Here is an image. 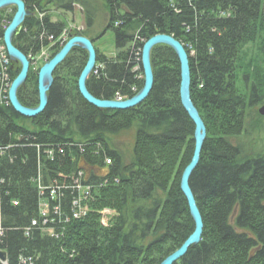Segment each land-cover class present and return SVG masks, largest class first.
<instances>
[{
    "label": "trees",
    "instance_id": "trees-1",
    "mask_svg": "<svg viewBox=\"0 0 264 264\" xmlns=\"http://www.w3.org/2000/svg\"><path fill=\"white\" fill-rule=\"evenodd\" d=\"M23 1L29 15L13 44L31 67L18 98L35 108L40 68L62 49L63 35H88L49 13L50 6L73 13L76 0ZM103 1V33H113L116 52L107 57L95 46L99 37L89 38L97 53L87 81L94 97L136 96L144 87L142 49L156 35L173 36L189 55L191 96L207 128L190 179L204 230L175 264H264V152L248 155L238 140L252 114L262 119L253 108L264 99V80H256L261 69L245 48L264 36V0ZM15 13L0 11L2 36ZM85 20L91 29L89 9ZM43 52L50 56L35 68ZM87 60L85 50L71 51L53 74L46 110L35 118L0 101V253L8 264H161L195 229L180 187L195 125L181 103L177 54L164 45L152 50L153 89L124 111L98 109L81 96ZM13 68L11 82L21 71ZM133 129L126 157L115 140ZM76 207L88 215L74 219ZM104 210L114 212L106 225Z\"/></svg>",
    "mask_w": 264,
    "mask_h": 264
},
{
    "label": "water",
    "instance_id": "water-1",
    "mask_svg": "<svg viewBox=\"0 0 264 264\" xmlns=\"http://www.w3.org/2000/svg\"><path fill=\"white\" fill-rule=\"evenodd\" d=\"M15 6L16 13L4 32V44L6 46L9 56L17 61L21 66L19 75L12 82L9 90V99L12 108L20 115L26 118H35L42 114L49 102L48 92L53 85V74L57 67L61 65L68 57L71 51L75 48H81L88 53L87 63L81 72L78 79V90L81 96L92 106L98 109L109 110H129L137 107L143 103L150 95L154 86V72L151 63V52L159 46L164 45L172 48L178 56L180 63L181 83H180V99L183 108L195 125L194 132V153L189 165L185 168L181 178V191L184 194L190 214L195 223V229L183 245L170 256H168L161 264H175L182 259L189 251V249L201 242L204 230V222L201 212L199 210L195 195L190 186V179L200 163L201 153L203 151L204 143L207 138V128L203 118L201 117L197 107L195 106L191 96V67L188 52L184 45L175 39L173 36L159 34L150 38L142 49V69L144 72V87L142 90L131 99L126 100H100L94 97L87 87V81L96 67L97 53L92 40L78 35L72 36L64 44L62 49L49 61H47L39 71L38 75V92L39 105L35 108H27L21 104L18 98L19 89L25 84L31 67V62L28 57L17 49L13 44V38L17 30L25 22L28 17L26 4L23 0H0V10L7 7ZM261 116H264V107L259 110ZM2 260L6 259L5 253H0Z\"/></svg>",
    "mask_w": 264,
    "mask_h": 264
},
{
    "label": "rangeland",
    "instance_id": "rangeland-1",
    "mask_svg": "<svg viewBox=\"0 0 264 264\" xmlns=\"http://www.w3.org/2000/svg\"><path fill=\"white\" fill-rule=\"evenodd\" d=\"M77 3L74 5L73 13H64L62 9H58L56 7L50 6L49 9L51 10L49 13L53 15V19L56 20L58 17H66V22L68 23L69 27L74 29H79L81 31H85L88 35V38H96L99 37L95 46L107 57H114L116 52V45L114 40V35L112 32H107L106 34L103 33L105 27L108 22V14L106 8L104 6L103 0H76ZM16 8L10 6L4 9L5 15H13L14 10ZM89 9L93 12L94 16V25L91 29H86V20H85V11ZM57 15L58 17L54 16ZM64 15V16H63ZM19 32V30H18ZM105 34V35H103ZM71 36L68 34L65 35V43L67 40L70 39ZM262 40L256 42V45H249L245 48L248 51V55L254 56L257 60L256 64L261 69L259 72L260 75L256 80L263 81L264 80V36L261 37ZM81 49V48H80ZM247 55V54H246ZM41 57V56H40ZM249 60H245L243 62V70L248 71L250 70V63ZM35 68H38L39 65L42 64V61L37 58L35 61ZM12 66L17 67L20 64L13 60ZM255 64V62H254ZM37 70V69H36ZM62 69L59 71L61 73ZM243 72L240 74L242 81H240L241 89L244 88L243 83ZM250 83L255 81V75L252 77L250 76ZM262 85V84H261ZM38 100H39V92H38ZM264 107V99L260 101L253 109V111L258 112L261 108ZM253 113V112H252ZM252 119H250L249 123H247V132L244 136L239 138L238 140L244 145V149L248 155L256 156L257 154L264 152V116H261L262 119H257V115L252 114ZM30 123V122H28ZM135 140V129L131 131H127L116 138L117 145L121 148L124 155L127 157L130 156L133 150V144Z\"/></svg>",
    "mask_w": 264,
    "mask_h": 264
},
{
    "label": "built area",
    "instance_id": "built-area-1",
    "mask_svg": "<svg viewBox=\"0 0 264 264\" xmlns=\"http://www.w3.org/2000/svg\"><path fill=\"white\" fill-rule=\"evenodd\" d=\"M12 7H14V6H12ZM21 27H20V29H21ZM64 37H65V35H63V37H62V43H63V41H65ZM54 40H55L54 37L50 38V42H53ZM49 56H50L49 52L48 53L47 52H43L41 57H39V59L40 60L41 59L42 60L45 59L47 61ZM29 60H30V58H29ZM12 61L13 60L9 56V54L7 52V49H6V46L4 44V35L2 36L0 34V101L5 106H11V102H10V99H9V90H10V87H11V84H12L11 79H10V73L14 69L13 66H12L13 65ZM118 100H121V99L119 98ZM107 164L108 165L111 164V160H108ZM77 187L79 189L83 188L81 186V184H79L78 182H77ZM14 205H18V203L15 202ZM79 205H80L79 203H75V206L78 207ZM113 214H114V212L108 211V210H104L102 212L103 222H105V225H106L107 221H109L108 217L110 215L112 216ZM87 215H88V209L87 208H77V210L76 209L74 210L73 218L74 219H82L83 217H86ZM33 225H36V222H33ZM2 263L3 264H8L7 259L4 262H2Z\"/></svg>",
    "mask_w": 264,
    "mask_h": 264
},
{
    "label": "flooded vegetation",
    "instance_id": "flooded-vegetation-1",
    "mask_svg": "<svg viewBox=\"0 0 264 264\" xmlns=\"http://www.w3.org/2000/svg\"><path fill=\"white\" fill-rule=\"evenodd\" d=\"M49 61V60H48Z\"/></svg>",
    "mask_w": 264,
    "mask_h": 264
}]
</instances>
